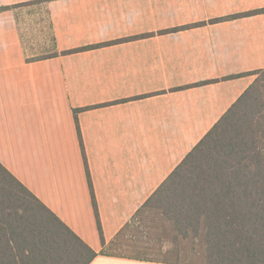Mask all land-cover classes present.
Returning a JSON list of instances; mask_svg holds the SVG:
<instances>
[{"label": "crops", "instance_id": "1", "mask_svg": "<svg viewBox=\"0 0 264 264\" xmlns=\"http://www.w3.org/2000/svg\"><path fill=\"white\" fill-rule=\"evenodd\" d=\"M40 15L64 54L28 62L22 38L41 35ZM261 70L264 0L1 12L0 163L98 254L90 264H183L100 253Z\"/></svg>", "mask_w": 264, "mask_h": 264}, {"label": "trees", "instance_id": "2", "mask_svg": "<svg viewBox=\"0 0 264 264\" xmlns=\"http://www.w3.org/2000/svg\"><path fill=\"white\" fill-rule=\"evenodd\" d=\"M47 1L0 7V13L11 11L19 22L21 14ZM41 21L50 48L29 58L22 38L28 62L64 54L56 51L46 17ZM255 74L254 83L100 255L126 235L144 208L160 204L174 245L191 239L203 264H264V70ZM96 256L0 163V264H90Z\"/></svg>", "mask_w": 264, "mask_h": 264}, {"label": "rangeland", "instance_id": "3", "mask_svg": "<svg viewBox=\"0 0 264 264\" xmlns=\"http://www.w3.org/2000/svg\"><path fill=\"white\" fill-rule=\"evenodd\" d=\"M26 14H21L24 21ZM41 20V15H40ZM43 31L37 38L26 39L27 55L37 57L46 54L50 48V36L46 23L41 21ZM256 98H263L257 96ZM165 206L155 204L142 210L138 221L119 238L118 242L107 253L146 258L149 260L172 261L183 264H203L205 261L192 250L191 239L181 244L173 243L170 224L163 219L161 213Z\"/></svg>", "mask_w": 264, "mask_h": 264}]
</instances>
